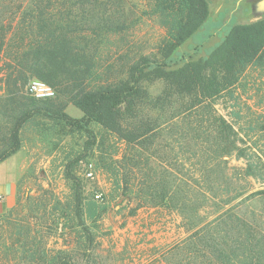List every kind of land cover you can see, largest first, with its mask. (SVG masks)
Masks as SVG:
<instances>
[{"label": "rangeland", "instance_id": "374dc122", "mask_svg": "<svg viewBox=\"0 0 264 264\" xmlns=\"http://www.w3.org/2000/svg\"><path fill=\"white\" fill-rule=\"evenodd\" d=\"M260 1L208 0L209 19L164 60L171 20L152 0H114V32H104L97 54L100 75L118 79L143 57L171 70L207 58L233 26L264 18ZM79 14L81 19L91 11ZM4 69L1 59L0 153L6 149L5 111L14 89ZM34 79L39 80L32 78L23 88L27 97ZM164 87L161 81L144 85L152 101L144 120L153 131L135 145L95 124L72 129L44 115L23 127L17 152L21 205L13 215L12 209L0 215V264H31L13 262L4 244L10 229L28 222L38 237L46 236L44 245L37 243L38 252L67 251L72 264H181L188 256L184 244L188 247L197 232L236 223L237 217L257 222L264 235V65L248 67L234 94L212 103L234 128L236 148L230 155L215 153L211 104L186 114L185 101L157 106ZM64 113L76 120L84 116L73 104ZM242 153L245 158L238 157ZM249 164L257 170L254 176L247 174ZM68 173L82 188L92 243L75 220Z\"/></svg>", "mask_w": 264, "mask_h": 264}, {"label": "trees", "instance_id": "16d2710c", "mask_svg": "<svg viewBox=\"0 0 264 264\" xmlns=\"http://www.w3.org/2000/svg\"><path fill=\"white\" fill-rule=\"evenodd\" d=\"M152 1L171 20L162 49L163 59L167 60L209 19L210 4L208 0ZM111 5L114 0H0V60L4 59V70L8 72L7 84H14L8 93L11 98L5 113L9 120L6 139L2 141L6 149L0 153V164L22 148L21 130L38 115L61 124L64 120L72 129L79 128L78 123L95 124L129 145L139 143L153 131L144 120L152 105L144 85L156 81L165 85L157 106L164 108L185 101L182 105L186 114L211 104L209 119L214 125L215 153L234 152V128L212 103L232 96L248 67L264 65V18L233 26L207 58L171 70L143 57L112 81L100 75L102 66L97 58L104 32H114ZM86 8L90 16L79 19V12ZM32 78L57 89V97H27L23 88ZM68 104L83 112L81 120L64 113ZM256 171L248 165L249 176ZM68 177L73 180L71 207L75 220L92 243L83 219L82 188L72 173ZM20 205L17 199L12 215ZM59 221L54 220V224ZM236 221L221 223L213 231L197 232L188 247L184 244L188 256L181 264H264V235L257 222L238 217ZM5 236L6 253L13 255V262L21 259L31 264H72L67 251L49 255L45 249H35L37 243H46V236L38 237L31 222L26 227L14 226Z\"/></svg>", "mask_w": 264, "mask_h": 264}, {"label": "crops", "instance_id": "0c3cea01", "mask_svg": "<svg viewBox=\"0 0 264 264\" xmlns=\"http://www.w3.org/2000/svg\"><path fill=\"white\" fill-rule=\"evenodd\" d=\"M18 153L0 164V215L10 211L17 204L20 167Z\"/></svg>", "mask_w": 264, "mask_h": 264}, {"label": "built area", "instance_id": "2783aa9c", "mask_svg": "<svg viewBox=\"0 0 264 264\" xmlns=\"http://www.w3.org/2000/svg\"><path fill=\"white\" fill-rule=\"evenodd\" d=\"M28 92L37 100H52L57 97V92L52 86L38 79L30 82Z\"/></svg>", "mask_w": 264, "mask_h": 264}, {"label": "water", "instance_id": "95a60500", "mask_svg": "<svg viewBox=\"0 0 264 264\" xmlns=\"http://www.w3.org/2000/svg\"><path fill=\"white\" fill-rule=\"evenodd\" d=\"M259 8H260L261 10H264V0H261V1L259 2Z\"/></svg>", "mask_w": 264, "mask_h": 264}]
</instances>
